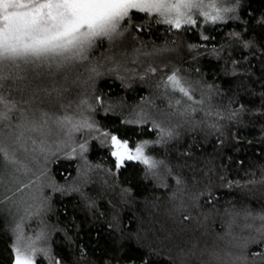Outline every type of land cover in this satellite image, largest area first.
Here are the masks:
<instances>
[{"label": "trees", "instance_id": "1", "mask_svg": "<svg viewBox=\"0 0 264 264\" xmlns=\"http://www.w3.org/2000/svg\"><path fill=\"white\" fill-rule=\"evenodd\" d=\"M237 15L226 24L205 26L204 34L214 39L198 50L199 55L188 48L190 43H203L198 32L168 31L153 22L112 45L104 41L90 51L87 62L58 71L41 69L38 77L29 68L20 72L23 81L14 79L12 69L9 78L0 81V92L16 100L19 109L41 104L74 119L81 116L82 99L102 95L103 106L83 115L102 131L129 139L132 147L141 140L159 139L153 120L174 132L165 143L145 149L146 154L163 159L171 175L164 167L157 176L145 175L143 166L134 161L125 162L117 173L107 146L86 132L72 134L75 144L88 140L86 176L79 155L69 158L65 151H57L50 158L52 189L35 225L49 226L53 247L65 264H131L133 260L141 264L149 251L150 264H178L177 253L183 264H225L223 257L205 251L212 246L210 237L220 235L235 215L245 216L236 225L244 230L238 229L244 238H238L242 257L231 263L264 264V221L258 218L264 215V24L259 23L264 0H240ZM145 19L135 15L136 23ZM233 32L240 37L229 39ZM213 46L218 55L212 53ZM164 47L169 51H156ZM149 64L176 66L193 82L213 85L209 99L207 89L194 83L196 99L203 90L204 109L211 106L212 115L198 110L181 116L170 109L162 89L156 87L159 75L139 79ZM93 65L99 75L89 72ZM53 88L61 95L46 94ZM140 112L146 114L143 123H122L136 119ZM11 116L19 118L20 111ZM176 176L182 180L179 185ZM125 188L130 192L124 194ZM188 239L205 251L194 254L186 246ZM12 241L13 234L0 217V264H11ZM40 262L47 264L42 257Z\"/></svg>", "mask_w": 264, "mask_h": 264}, {"label": "snow or ice", "instance_id": "2", "mask_svg": "<svg viewBox=\"0 0 264 264\" xmlns=\"http://www.w3.org/2000/svg\"><path fill=\"white\" fill-rule=\"evenodd\" d=\"M239 8L240 0H234V2L233 0H0V81L7 80L12 69L16 70L14 79L23 81L25 76L20 75V72H26L29 68L38 77L41 75V69L54 68L58 71L76 63L87 62L90 51L104 41L112 45L123 40L133 29L136 33L143 32L146 26L153 22L165 26L168 31L198 32L199 39L203 43H190L188 48L190 52L195 51L196 55H199L198 50L207 48V42L214 39L204 34L205 26L226 24L229 20L238 19ZM135 15L147 19L136 23ZM259 23L264 24V16ZM239 37L240 33L229 34V39ZM135 38L133 36V39ZM248 44L249 42H245L244 47H248ZM156 51L163 53L169 49L164 47ZM218 52L219 50L213 46L212 53L218 55ZM193 58L195 59V56ZM119 66L117 64V67ZM109 70L112 71V69ZM195 71L199 73V69ZM89 72L95 75L100 74L94 65L89 68ZM132 72L135 73L136 69H132ZM157 75L160 76V80L156 87L162 89L161 95L167 99L170 109H174L181 116L194 114L198 110L205 111L206 116L212 115L211 106L207 110L204 109L203 90L201 98L196 99L194 83L201 85L202 89H207L209 99H211L213 85H203L199 80L193 82L190 77L182 74L179 67L169 68L167 64L160 67L149 64L140 73L139 79L145 80L149 76ZM45 92L49 96L52 92H55L57 96L61 95V90L57 88L51 91L45 90ZM91 100L95 103L90 102ZM103 104V96L94 95L80 101L81 116L78 119L68 115L50 117L47 112H41L40 119L37 120L35 114L29 119L25 111L18 108L16 100L0 92V124L9 129L8 135H12L11 114L19 110L20 122L15 125L17 131H15L13 142L27 150L22 142L25 131L43 133L49 119H52L57 127L65 130L67 137L63 146H58L56 150L65 151L69 158L79 155L84 161L83 175L85 176L90 170L86 157L88 140L84 139L82 143L75 144L72 136L74 132L82 135L86 132L90 138L100 139L101 144L109 149L108 154L114 162L117 173L126 161H134L143 166L145 175L157 176L161 167L166 168L171 175L172 170L168 168L165 161L146 154L145 149L149 144L165 143V137L171 139L174 136L173 130L153 120V129H158L159 139L141 140L132 147L129 139H123L111 130L102 131L101 126H97L88 116L83 115L84 111L95 112L97 106L102 107ZM145 119L146 114L140 112L136 113V119L122 121V123L140 124ZM210 126L215 127V124ZM32 142L33 145L37 143L35 139ZM39 151L45 154V163H47L51 148L46 146L43 140L39 143ZM0 155L6 162L18 163L10 154V146L4 141H0ZM46 171L45 168L40 175L43 176ZM108 172L111 174L112 169H108ZM174 178L178 185L182 183L179 176ZM23 187L26 185H21L17 191ZM122 191L127 194L130 189L125 188ZM7 199L9 197H5V200ZM44 210L45 202L41 201L34 212L31 205L25 209V212L31 218L34 215L39 216ZM258 218L264 221V215H259ZM109 227L111 228L112 225L110 224ZM11 230L13 233V241L10 244L11 264H41V257L47 261V264H65L63 255L57 253L53 247V237L48 225L42 222L41 227L34 234L26 235L22 217ZM51 230L56 231L54 226ZM258 231L261 230L258 229ZM65 237L69 238L67 233ZM85 255L82 245L81 257ZM150 256L151 251L141 264H150ZM131 264H136L135 260Z\"/></svg>", "mask_w": 264, "mask_h": 264}, {"label": "rangeland", "instance_id": "3", "mask_svg": "<svg viewBox=\"0 0 264 264\" xmlns=\"http://www.w3.org/2000/svg\"><path fill=\"white\" fill-rule=\"evenodd\" d=\"M22 109L29 119L35 114V118L39 120L41 112H47L50 117L60 116L53 113V108L51 109V107L48 106L43 107L41 104L27 106ZM19 122L20 117L11 119V124L13 126L12 135H8L9 129L5 128L3 124H0V141H4L10 146V154L18 162L16 164L6 162L3 156L0 155V217L6 222L11 232V229L14 228L15 224L20 222L23 217V227L26 235H29L34 234L41 226H39V224L35 225L39 216L34 215L29 218L26 215L25 209L31 205L32 211L34 212L41 201H44L46 204V193L48 190L52 189V181L48 171H46L43 176H41L40 173L44 171L45 168H48L49 160L57 152V147L63 146L64 140L62 137H64L65 140L67 137L65 135V130L57 127L52 119H49L43 133L25 131L22 141L26 145L27 150H25L20 144L13 142L15 131H17L15 125ZM33 139L36 140V145H33ZM41 140L44 141L46 146L51 148L47 163H45V154L39 151V143ZM17 169H19V171H17ZM37 177H39V179H37ZM30 181L31 183H29ZM21 185H26V187L17 191ZM5 197H9V199L5 200ZM235 216L237 219H235L236 217L231 218V220L229 219L228 224L220 235L210 237L212 246H209L206 251L203 245H195L194 239H188L187 248L192 252L194 251V254L199 255L198 253L205 251L207 253L209 252L208 255L214 258L223 257L222 260L226 261H224L225 264H235L231 262L242 257L241 250H238L240 241L242 242V240L239 241L238 238L241 239L243 237L242 232L240 235L238 233L239 230L243 229L239 227L238 230L236 225L238 224L237 222L245 220L244 215ZM242 225L245 226L246 224ZM177 257L178 253L175 259L178 264H183L181 256L179 255V259Z\"/></svg>", "mask_w": 264, "mask_h": 264}]
</instances>
